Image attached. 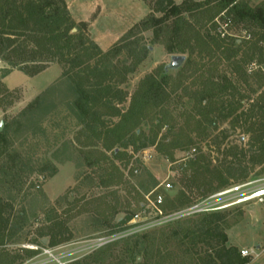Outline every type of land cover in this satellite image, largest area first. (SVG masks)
Segmentation results:
<instances>
[{
	"label": "trees",
	"instance_id": "1",
	"mask_svg": "<svg viewBox=\"0 0 264 264\" xmlns=\"http://www.w3.org/2000/svg\"><path fill=\"white\" fill-rule=\"evenodd\" d=\"M142 1L147 2L150 12L102 51L85 33L86 23L71 18L65 0H0V60L29 77L50 64L61 65L58 82H68L67 91L73 95L68 105L89 140L85 148L99 145L111 152L114 160L122 161L128 148L158 150L157 132L153 137H143L140 126L158 120L161 130L170 115L166 109L169 104L175 98H187L192 107L191 125L201 128L202 135L229 120L232 129L242 128L250 136L249 149L254 151L251 165L262 164L264 2L251 6L248 0H183L179 4L173 0ZM240 24L257 31L242 39L226 32L225 27ZM146 33H151L152 45H161L171 55L187 54L188 58L176 78L163 73L146 75L125 107L128 95L120 86L148 55L143 37ZM123 53L127 59L115 61ZM10 73L5 69L4 77ZM45 103L44 98H36L22 115L33 116ZM169 128L171 132L174 127ZM177 136L170 142V149L184 150L192 143L187 137L182 142ZM100 154L102 160L108 159ZM239 154L244 157L243 152ZM2 156L8 161L1 168L2 174L13 175L19 185L23 178L51 170L45 163L34 169L25 155L11 153L7 127L0 131V159ZM232 157L241 164L238 153ZM239 170L229 163L224 171L214 173V191L228 188L230 180L247 183L248 174ZM134 216L116 222L107 236L124 232ZM223 222L224 215L219 212L185 217L117 239L75 264H247L249 258L241 257V250L228 243ZM8 231L9 218L2 217L0 210V264H17L22 257L3 249ZM44 234L50 247L68 240L51 230L42 231L41 239ZM25 252L32 256L37 251ZM138 258L141 262L136 263Z\"/></svg>",
	"mask_w": 264,
	"mask_h": 264
},
{
	"label": "rangeland",
	"instance_id": "2",
	"mask_svg": "<svg viewBox=\"0 0 264 264\" xmlns=\"http://www.w3.org/2000/svg\"><path fill=\"white\" fill-rule=\"evenodd\" d=\"M94 1L78 0L72 12L80 18L83 17L81 13L93 17L90 32L87 26L85 33L102 51L115 43L111 45L114 38H121L132 22L138 23L144 18V13H140L143 6L136 0H100L93 7ZM173 1L179 4L183 0ZM248 2L256 6L264 0ZM145 5L148 7L147 2ZM148 10L150 12L149 7ZM73 13L69 12L72 19ZM217 20L223 25V21ZM225 29L239 39L257 31L242 24L229 25ZM143 37L144 44L149 47L148 55L120 86L128 95L125 107L146 75L163 73L176 78L179 71H166L173 55L161 45H152L151 33ZM175 55L188 58L187 54ZM126 59L123 53L115 61ZM5 69L11 70L6 77ZM62 70L61 65L53 63L29 77L0 60V126L1 131L7 127L9 151L25 155L34 169L44 163L51 168L43 174L34 173L23 178V184L19 185L13 175L2 174L1 168L8 161L5 156L0 159V210L2 217L9 218L3 249L22 257L17 264H75L82 261L95 251L101 238L113 231L116 222L127 215H137L138 220L129 222L126 230L146 223L159 224L157 222L161 221L163 226L185 217L215 213L187 212L191 208L220 202L219 198H213L222 191H214L217 181L213 174L224 171L229 163L248 174L246 182L264 185V162L252 166L249 161L254 153L249 149L250 136L244 134L242 128L232 129L229 120L202 135L201 128L191 125L192 107L187 98L181 101L175 98L169 104L166 109L170 115L161 130L158 131L161 125L158 120L140 126L143 137H153L157 132L158 150L154 147L142 151L120 149L127 156L117 161L111 152L103 151L99 145L85 148L89 140L68 105L73 102V95L67 91L68 82H58ZM39 97L46 102L41 109L33 116L22 115ZM255 97L253 95L252 99ZM172 126L174 128L168 132ZM177 135L182 142L187 137L192 143L184 150L170 149L169 144ZM240 151L244 157L240 156ZM100 153L108 159L102 160ZM235 153H238L240 165L233 160ZM87 160L99 162L88 166ZM166 183L171 184L168 190L164 187ZM229 183L228 188L239 185L235 180ZM156 195L163 199L160 205H155ZM217 212L224 215L222 228L227 232L228 243L250 253L247 264H264V198ZM48 230L60 232L68 240L50 247L47 244L49 237L44 234L41 239L39 236ZM28 250L37 252L27 256L25 251ZM137 262H141V258Z\"/></svg>",
	"mask_w": 264,
	"mask_h": 264
},
{
	"label": "built area",
	"instance_id": "3",
	"mask_svg": "<svg viewBox=\"0 0 264 264\" xmlns=\"http://www.w3.org/2000/svg\"><path fill=\"white\" fill-rule=\"evenodd\" d=\"M165 189L168 190L171 188V184L170 183H166L164 185ZM213 198H219V203L215 204L213 203V205H203L200 208H194V209H189V211L187 212L188 214H198V213H209V212H217V211H221L230 207H234V206H239V205H244L247 203H250L252 201H261L264 198V185L261 186H254L252 182H247L244 184H239L237 186L234 187H230L227 189H224L222 191H220L219 193H217ZM155 205H160L163 202V199L161 198L160 195H156L155 196ZM223 203V204H221ZM221 204V205H219ZM184 213V212H183ZM188 214H184V215H188ZM169 218H167L166 220H168ZM177 219V218H176ZM138 220V216L135 215L133 217V219L131 220V222H136ZM159 224H152V223H146L144 225H140L139 227L137 226V228H133V229H128L125 230L122 233H118V234H114V235H109V236H105L103 238H101L98 242V246L95 250H97L100 247H103L117 239L123 238L125 236H128L130 234L133 233H137L143 230H147L150 228H153L156 225H161V223L163 222H157ZM241 257H248L250 255V253L246 250H243L240 252Z\"/></svg>",
	"mask_w": 264,
	"mask_h": 264
},
{
	"label": "crops",
	"instance_id": "4",
	"mask_svg": "<svg viewBox=\"0 0 264 264\" xmlns=\"http://www.w3.org/2000/svg\"><path fill=\"white\" fill-rule=\"evenodd\" d=\"M78 0H65L66 2V5H67V9L68 11L70 12V14H72V7L73 5L75 4V2H77ZM139 4H141V6H143V9L140 13H144V16L145 17L148 13H149V10H148V7H146L145 3L142 1V0H136ZM100 2V0H95L94 1V4H93V7L96 6L98 3ZM80 8H83V6H80ZM94 9H92L93 11ZM88 13V12H87ZM74 17H73V20L76 22V23H86L87 26H88V31L90 32V28L92 27L93 25V22L92 19L93 17L92 16H88L87 14L85 13H81V15L83 16L82 18H80V16H76V14H74ZM91 20V21H90ZM136 23V20L134 22H132L128 28H126L127 30L130 29L134 24ZM126 30V31H127ZM116 40H118L117 38H114V40L112 41L111 45L116 42Z\"/></svg>",
	"mask_w": 264,
	"mask_h": 264
},
{
	"label": "water",
	"instance_id": "5",
	"mask_svg": "<svg viewBox=\"0 0 264 264\" xmlns=\"http://www.w3.org/2000/svg\"><path fill=\"white\" fill-rule=\"evenodd\" d=\"M186 61V57L182 55H173L170 58L169 64L166 65L165 70H178L180 69L183 64ZM0 131H1V126H0Z\"/></svg>",
	"mask_w": 264,
	"mask_h": 264
}]
</instances>
